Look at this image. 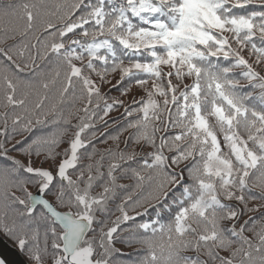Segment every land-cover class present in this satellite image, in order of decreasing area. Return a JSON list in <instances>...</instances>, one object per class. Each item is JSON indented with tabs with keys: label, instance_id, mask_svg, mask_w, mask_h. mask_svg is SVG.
<instances>
[{
	"label": "snow or ice",
	"instance_id": "obj_1",
	"mask_svg": "<svg viewBox=\"0 0 264 264\" xmlns=\"http://www.w3.org/2000/svg\"><path fill=\"white\" fill-rule=\"evenodd\" d=\"M0 237L19 264H264V0H0Z\"/></svg>",
	"mask_w": 264,
	"mask_h": 264
},
{
	"label": "trees",
	"instance_id": "obj_2",
	"mask_svg": "<svg viewBox=\"0 0 264 264\" xmlns=\"http://www.w3.org/2000/svg\"><path fill=\"white\" fill-rule=\"evenodd\" d=\"M9 43H11V41H9ZM37 63H40V61H37ZM27 71V70H26ZM113 83H115V81H113ZM111 95H113V96H117V95H119L117 92H113V93H111ZM128 100H130L131 99V96H129L128 98H127ZM120 111H123L122 109L120 110ZM119 115V112H116V111H114V112H112V113H110V117L111 118H115V117H117ZM105 119H109L108 117H106ZM123 123V121H118L117 123H109L108 125H107V127H102V128H100V132H108L110 135H115L116 134V132H118L119 131V128H118V124H122ZM128 135V133L127 132H124V133H122L121 134V142L123 141V139L126 137ZM16 140H19V139H21V137H19V136H17L16 138H15ZM13 143H15V140L13 141ZM112 144V141H108L106 144H98L97 146L99 147V148H105V147H108L109 145H111ZM121 146H123V144L121 143ZM10 155H15V153H10ZM254 191L255 192H257L258 193V189H254ZM259 203H261L260 201H252V202H250V206H253V205H255V204H259ZM249 215H255L254 213H249ZM3 238V237H2ZM8 244H10L12 247H14L15 248V245L14 244H12V242L10 241V240H7L6 238H3ZM117 247L118 248H121V250L123 251V252H125V253H127V252H131L132 251V249H130V248H127V247H125V246H123V245H117Z\"/></svg>",
	"mask_w": 264,
	"mask_h": 264
},
{
	"label": "water",
	"instance_id": "obj_3",
	"mask_svg": "<svg viewBox=\"0 0 264 264\" xmlns=\"http://www.w3.org/2000/svg\"><path fill=\"white\" fill-rule=\"evenodd\" d=\"M0 253L7 257L9 264H19L21 260L15 248L8 244L2 237H0Z\"/></svg>",
	"mask_w": 264,
	"mask_h": 264
}]
</instances>
